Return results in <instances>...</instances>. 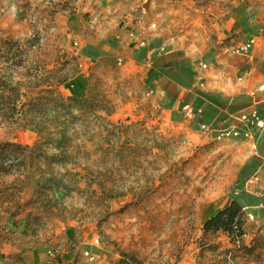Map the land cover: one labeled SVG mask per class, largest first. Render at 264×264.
Returning <instances> with one entry per match:
<instances>
[{
  "label": "rangeland",
  "instance_id": "374dc122",
  "mask_svg": "<svg viewBox=\"0 0 264 264\" xmlns=\"http://www.w3.org/2000/svg\"><path fill=\"white\" fill-rule=\"evenodd\" d=\"M236 1L0 0V83L19 87L20 102L39 89L72 96L78 48L98 29L136 32L132 18L166 48L207 49L219 41L215 14ZM85 74L98 110L77 121L72 163L47 160L53 147L38 153V130L0 122V144L21 146L0 152V264H35L36 250L39 264H264L254 215L239 239L203 231L237 185L245 148L175 121L138 66L107 58Z\"/></svg>",
  "mask_w": 264,
  "mask_h": 264
},
{
  "label": "crops",
  "instance_id": "0c3cea01",
  "mask_svg": "<svg viewBox=\"0 0 264 264\" xmlns=\"http://www.w3.org/2000/svg\"><path fill=\"white\" fill-rule=\"evenodd\" d=\"M234 7L235 11L228 16L215 14L213 20L219 24H216L219 26L216 32L219 41L207 49H199L189 43L185 46L180 39L176 46L166 48L167 41L163 35L152 34L150 26L132 18L128 23H134L136 32L120 29L118 33L111 34L98 29L99 32L91 34L89 42L78 48L85 68L69 91L72 95H83L87 89L85 69L113 58L145 70L147 82H152L151 90L160 89L167 97V108L178 123L186 120L195 130L203 129L205 125L208 130L204 132L211 139H219L223 129L237 127L241 131L240 136L225 139L245 148L236 180L237 184L242 182L243 189L248 192L242 198V204L247 215L264 221V127H256L240 119L243 113L255 108L264 121V0H237ZM100 22L105 24L108 18L103 17ZM252 39L254 43L250 50L237 51ZM171 52L182 53L181 60L163 62L158 67L153 65L155 58ZM245 131H249V137L244 136ZM242 170L244 176L241 177ZM254 178L256 181L250 184ZM230 200L231 195L223 207ZM34 257L32 263L35 264L46 259L45 253L38 250ZM68 257L67 262L72 259ZM178 264L195 263L182 261Z\"/></svg>",
  "mask_w": 264,
  "mask_h": 264
},
{
  "label": "trees",
  "instance_id": "16d2710c",
  "mask_svg": "<svg viewBox=\"0 0 264 264\" xmlns=\"http://www.w3.org/2000/svg\"><path fill=\"white\" fill-rule=\"evenodd\" d=\"M181 55L180 52H171L155 58L153 65L158 67L167 61L173 63L181 60ZM182 67L185 69L186 65L183 64ZM11 87L7 90L3 83H0V122L38 130L43 135V141H39L36 145L38 153H42L40 151L47 146L53 147L58 152L54 155H45L47 160L61 164L72 163L76 159L77 121L85 114L95 115L98 110L95 108L96 102L92 100L95 95L89 91L83 95L65 97L49 88L39 89L41 94L38 93L26 102H20L18 99L20 88ZM111 112L107 110L108 115ZM47 114L50 117H47ZM17 146L21 147L13 142H4L0 144V152L2 154L7 148ZM242 176L244 170L241 171ZM243 188L241 182L232 189L230 202L204 222V233L223 232L234 239H239L245 234V210L242 198L246 197L248 192Z\"/></svg>",
  "mask_w": 264,
  "mask_h": 264
},
{
  "label": "built area",
  "instance_id": "2783aa9c",
  "mask_svg": "<svg viewBox=\"0 0 264 264\" xmlns=\"http://www.w3.org/2000/svg\"><path fill=\"white\" fill-rule=\"evenodd\" d=\"M254 43V39L250 40L248 43L244 44L243 46L239 47V49L237 50L239 51H248L250 50V48L252 47ZM202 67H206V65H202ZM240 119L246 123H249L250 125L256 126V127H260L263 128L264 127V121L260 118L258 111L255 108H252L249 112L247 113H243L240 116ZM203 129H207L208 127L203 125ZM241 134V131L237 128H230V129H223L220 132V137L223 138H237L239 137ZM250 133L249 131H245L244 132V136L245 137H249ZM256 181V179L254 178L253 180H250V184H253ZM249 217L252 218V215L249 214Z\"/></svg>",
  "mask_w": 264,
  "mask_h": 264
}]
</instances>
